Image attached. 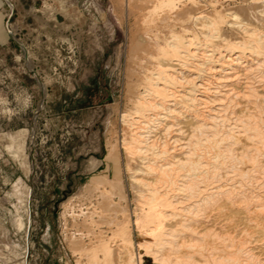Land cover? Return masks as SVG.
<instances>
[{"label": "rangeland", "instance_id": "rangeland-1", "mask_svg": "<svg viewBox=\"0 0 264 264\" xmlns=\"http://www.w3.org/2000/svg\"><path fill=\"white\" fill-rule=\"evenodd\" d=\"M5 1L0 264H103L104 247L113 258L106 264H116L115 219L128 218L137 264H159L139 247L147 240L138 224L145 217L126 169L123 115L144 89L142 75L151 64L143 49L147 34L163 41L180 24L161 29L162 38L158 28L146 32L143 19L154 0ZM175 3L190 10L182 12L186 22L188 14L209 9L212 16L238 13L253 21L264 14V0ZM109 140L119 148L118 162L107 158Z\"/></svg>", "mask_w": 264, "mask_h": 264}, {"label": "bare ground", "instance_id": "bare-ground-1", "mask_svg": "<svg viewBox=\"0 0 264 264\" xmlns=\"http://www.w3.org/2000/svg\"><path fill=\"white\" fill-rule=\"evenodd\" d=\"M175 4L154 0L143 19L161 38L173 24L181 30L163 41L147 34L144 89L123 115L126 169L145 217L139 247L159 264H264V14L209 9L186 22L190 10ZM108 151L118 162L112 140ZM115 223V263L137 264L130 218Z\"/></svg>", "mask_w": 264, "mask_h": 264}, {"label": "crops", "instance_id": "crops-1", "mask_svg": "<svg viewBox=\"0 0 264 264\" xmlns=\"http://www.w3.org/2000/svg\"><path fill=\"white\" fill-rule=\"evenodd\" d=\"M7 2L5 0H0V43H4L8 40L7 31L5 28V21H6V7L5 5Z\"/></svg>", "mask_w": 264, "mask_h": 264}]
</instances>
